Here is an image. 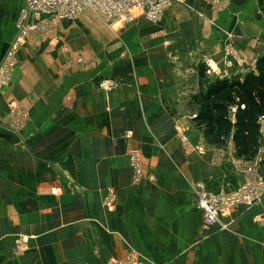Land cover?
<instances>
[{
  "label": "crops",
  "instance_id": "1",
  "mask_svg": "<svg viewBox=\"0 0 264 264\" xmlns=\"http://www.w3.org/2000/svg\"><path fill=\"white\" fill-rule=\"evenodd\" d=\"M21 3L0 0V63ZM42 19L50 28L25 35L0 86V264H114L131 252L158 264H264V201L204 224L197 183L232 192L250 178V158L234 131L209 143L193 101L207 57L227 78L257 71L264 0H172L158 23ZM103 78L118 87L104 91ZM12 102L27 113L19 130L6 124ZM131 148L142 155L138 181Z\"/></svg>",
  "mask_w": 264,
  "mask_h": 264
},
{
  "label": "built area",
  "instance_id": "2",
  "mask_svg": "<svg viewBox=\"0 0 264 264\" xmlns=\"http://www.w3.org/2000/svg\"><path fill=\"white\" fill-rule=\"evenodd\" d=\"M209 2L215 8L225 5V0H209ZM171 4L172 0H22L17 18L18 33L7 47L0 63V86L7 85L12 77L16 55L25 35L30 31H45L50 28L46 20L42 19L43 14L50 15V21L55 22L59 19H75L86 12H93L109 25L133 22L141 14L146 20L158 23L163 19L165 11ZM230 61L228 60L229 64ZM204 64L208 79L227 78V73L211 57L205 58ZM118 85L117 81L108 78H103L99 82L100 88L104 91H111ZM237 109L236 105H232L229 109L233 121H235ZM26 118L27 113L24 107L12 102L6 124L13 130H19ZM258 123L260 124V136L257 151L242 166L243 171L250 174L248 180L229 193L210 192L203 182L197 183L198 208L202 212L204 224L208 227L220 223L221 217L228 215L237 206L248 209L264 201V178L259 172V166L264 159V112L260 114ZM128 136H131V133H128ZM183 139L187 142L186 136ZM200 151L204 153L203 150ZM129 155L134 178L138 181L144 174L141 152L136 148H131ZM104 202L109 210L114 209L116 192L113 189H109ZM27 240V237L21 236L17 239V243L23 245ZM114 264L158 263L148 261L138 253L131 252L124 258L116 260Z\"/></svg>",
  "mask_w": 264,
  "mask_h": 264
},
{
  "label": "trees",
  "instance_id": "3",
  "mask_svg": "<svg viewBox=\"0 0 264 264\" xmlns=\"http://www.w3.org/2000/svg\"><path fill=\"white\" fill-rule=\"evenodd\" d=\"M256 72L244 77L207 79V87L193 95L199 109L194 122L211 144H222L234 131L237 153L251 158L257 151L260 136L258 118L264 112V54L258 58ZM232 105L238 106L235 121Z\"/></svg>",
  "mask_w": 264,
  "mask_h": 264
},
{
  "label": "rangeland",
  "instance_id": "4",
  "mask_svg": "<svg viewBox=\"0 0 264 264\" xmlns=\"http://www.w3.org/2000/svg\"><path fill=\"white\" fill-rule=\"evenodd\" d=\"M20 2H22V0H20ZM205 67H206V65H205Z\"/></svg>",
  "mask_w": 264,
  "mask_h": 264
}]
</instances>
